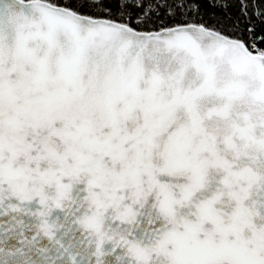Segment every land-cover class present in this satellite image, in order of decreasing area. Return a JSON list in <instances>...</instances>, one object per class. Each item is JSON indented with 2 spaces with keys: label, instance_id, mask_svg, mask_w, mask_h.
I'll list each match as a JSON object with an SVG mask.
<instances>
[{
  "label": "snow or ice",
  "instance_id": "snow-or-ice-1",
  "mask_svg": "<svg viewBox=\"0 0 264 264\" xmlns=\"http://www.w3.org/2000/svg\"><path fill=\"white\" fill-rule=\"evenodd\" d=\"M0 264H264V0H0Z\"/></svg>",
  "mask_w": 264,
  "mask_h": 264
}]
</instances>
